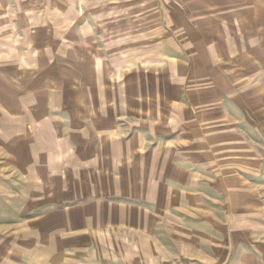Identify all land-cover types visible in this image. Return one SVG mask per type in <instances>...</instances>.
Wrapping results in <instances>:
<instances>
[{
    "label": "rangeland",
    "instance_id": "1",
    "mask_svg": "<svg viewBox=\"0 0 264 264\" xmlns=\"http://www.w3.org/2000/svg\"><path fill=\"white\" fill-rule=\"evenodd\" d=\"M178 252L264 264V0H0V264Z\"/></svg>",
    "mask_w": 264,
    "mask_h": 264
},
{
    "label": "crops",
    "instance_id": "2",
    "mask_svg": "<svg viewBox=\"0 0 264 264\" xmlns=\"http://www.w3.org/2000/svg\"><path fill=\"white\" fill-rule=\"evenodd\" d=\"M182 258H185L183 255L180 254V252H178L175 256L173 257H170L168 258L169 261H174L175 264H179V263H182ZM178 262V263H177ZM171 264V263H169Z\"/></svg>",
    "mask_w": 264,
    "mask_h": 264
}]
</instances>
